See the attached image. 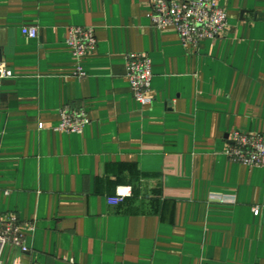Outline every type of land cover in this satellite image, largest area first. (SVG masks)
Masks as SVG:
<instances>
[{
  "label": "crops",
  "instance_id": "0c3cea01",
  "mask_svg": "<svg viewBox=\"0 0 264 264\" xmlns=\"http://www.w3.org/2000/svg\"><path fill=\"white\" fill-rule=\"evenodd\" d=\"M216 1L228 28L193 48L152 26L149 0H0L14 74L0 81V226L27 225L28 249L8 245L3 264H264V168L226 155L233 131L264 134V0ZM74 26L98 41L83 79ZM139 53L148 107L126 76ZM67 106L90 121L81 135L55 129ZM121 187L132 196L111 205Z\"/></svg>",
  "mask_w": 264,
  "mask_h": 264
},
{
  "label": "built area",
  "instance_id": "2783aa9c",
  "mask_svg": "<svg viewBox=\"0 0 264 264\" xmlns=\"http://www.w3.org/2000/svg\"><path fill=\"white\" fill-rule=\"evenodd\" d=\"M151 6L150 19L152 26L159 30L175 29L184 45L197 48L203 40H215L221 37L228 28L226 10L216 0H149ZM27 38H38L39 31L35 27L22 29ZM67 45L71 48L76 60L74 76L77 79L87 77L82 60L97 49L96 31L92 28L74 26L69 29ZM126 76L133 95L144 107L153 104L152 81L153 70L151 59L146 53L129 54L127 56ZM13 72L7 64L0 60V81L12 79ZM61 121L55 128L59 132L81 135L89 119L85 111H75L64 107L60 111ZM42 128L43 125H40ZM230 146L226 155L230 160L248 167L264 168V134L233 131L229 135ZM1 152V146H0ZM133 194L132 187L118 188L114 197L109 198L111 205H120ZM260 210H255L259 215ZM27 225L20 223L16 216L7 218L0 226V264H3L5 248L12 244L21 247L24 252L23 230ZM31 230L34 227L30 226Z\"/></svg>",
  "mask_w": 264,
  "mask_h": 264
}]
</instances>
